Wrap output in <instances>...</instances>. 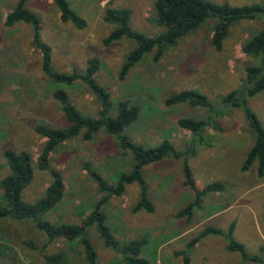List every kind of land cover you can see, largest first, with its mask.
I'll return each mask as SVG.
<instances>
[{
    "label": "rangeland",
    "instance_id": "obj_1",
    "mask_svg": "<svg viewBox=\"0 0 264 264\" xmlns=\"http://www.w3.org/2000/svg\"><path fill=\"white\" fill-rule=\"evenodd\" d=\"M16 0H0V178L7 173L2 156L6 148L29 153L32 178L20 192L25 202L39 199L50 175L35 166L44 138L32 130L34 123H47L56 128L66 126L58 103L51 96L50 80L39 67V54L30 44V25L21 21L7 27L4 16ZM72 11L83 20L80 28L61 21L54 4L49 0H26L25 6L39 21V40L49 49L50 66L57 73H81L86 60L95 57L98 69L95 82L108 93L111 103L108 115H115L118 100H128L138 106L136 118L126 127L130 142L152 147L167 140L174 149L190 146V133L180 128V117L206 119L219 130L207 125L195 154L186 157L194 185L203 188L219 182L220 191L206 192L198 208L191 209L189 219L176 217L177 211L190 201L193 193L182 184L180 160L165 158L142 168L153 212L131 211L137 198L135 184L127 185L120 196L111 197L103 206L104 222L118 242L145 239L140 256L151 264H182L176 251L184 250L191 237L205 226L224 232L232 225L231 236L243 244L248 254L259 255L264 244V172L258 177L254 163L240 172L239 167L249 149L253 133L243 111L223 106L220 98L230 90L242 89L244 68L257 64L258 58L245 55L240 45L261 27L260 20L239 19L230 24L215 50L209 43L213 19L163 48L161 56L152 60L153 51L143 54L123 79L117 72L135 44L119 38L107 45L102 39L114 28L102 19L105 7L127 8L130 29L145 36L163 30L154 23L153 0H66ZM231 5L259 3L262 0H209ZM74 108L81 114L95 117L100 104L86 85L79 80L70 85L59 84ZM193 89L206 96L211 110L200 106L175 103L165 105L169 95ZM264 130V89L247 99ZM51 168L60 171L63 196L43 217L51 222L79 223L90 212V205L99 194L83 164L112 181L115 172L128 170L131 161L128 150L118 148L114 138L100 129L91 140L78 134L56 146L48 155ZM0 203L3 197L0 189ZM221 208L215 215L212 211ZM225 210V211H224ZM208 213V214H207ZM97 255L98 264H119V255L106 247L93 225L87 230ZM30 243V245L28 244ZM0 264H47L44 256L58 250L65 252L63 264H81L79 245L62 239L46 242L44 235L30 220L0 222ZM187 264H238L240 255L229 251L217 235H206L187 249ZM245 264H258L247 261Z\"/></svg>",
    "mask_w": 264,
    "mask_h": 264
},
{
    "label": "trees",
    "instance_id": "obj_2",
    "mask_svg": "<svg viewBox=\"0 0 264 264\" xmlns=\"http://www.w3.org/2000/svg\"><path fill=\"white\" fill-rule=\"evenodd\" d=\"M58 11L61 21H69L75 27L80 28L83 20L72 11L66 0H49ZM26 0H16L14 5L6 12L3 20L4 26H11L21 21L30 25V44L38 51L39 67L42 74L51 82V96L58 103L66 126L53 127L47 123H34L32 130L38 136L44 138L35 166L39 170H46L50 175V182L46 186L42 196L34 202H25L21 199L20 192L32 178L33 165L29 153L25 150L14 151L6 148L2 152L7 173L0 178V189L3 204L0 203V222L5 219L13 221L30 220L45 237L46 242L62 239L67 243L80 246L78 252L81 255V264H98L97 255L90 242L87 230L94 226L102 243L114 250L119 255V264H151L146 258L141 257L140 250L145 244V239H133L127 242H118L104 222L102 206L113 196H120L126 190L127 185L135 184L137 198L131 206V211L153 212V204L149 197L147 185L142 173V168L149 163L157 162L165 158L180 160L182 184L193 193L192 201L188 202L183 209L176 212V217L189 219L191 209L198 208L200 198L211 191H220L222 186L219 182L206 184L200 190L194 185L192 173L186 157L195 154L196 145L203 140L204 128L209 124L219 130L207 116L206 119H194L180 117L176 124L190 133V146L183 150H176L165 139L155 146L143 147L130 142L125 129L136 118L138 106L130 104L128 100H118L115 104V115H108L110 101L108 93L98 85L93 74L98 69V61L95 57L86 60V65L81 73H57L50 66V49L39 40V21L35 14L25 6ZM130 11L127 8L105 7L102 15L103 21L114 25V28L102 39L104 45L125 38L133 41L135 46L125 55L117 72L118 79H123L133 64L145 53L153 51L152 60H157L163 48L174 44L179 38L195 30L205 20L212 18L213 25L209 38L210 45L215 49L221 48V42L226 35L230 24L239 19L260 20L261 27L248 37L240 45V51L245 55L258 58L257 64L247 65L245 71V83L242 89L230 90L220 98L223 106L237 107L242 109L247 125L253 133L252 143L246 151L240 164L239 171H246L253 163L258 177L264 172V130L253 112L247 107V99L264 89V0L259 3L231 5L226 2L213 3L209 0H153L154 23L163 30L153 36H145L130 29L128 25ZM79 80L84 83L89 91L95 96L100 104V109L95 117H89L78 112L70 103L66 92L58 87L59 84L70 85ZM185 102L190 106H200L211 110V105L206 96L193 89L180 90L165 98L164 104L171 105ZM102 129L112 136L121 151L128 150L131 161L129 169L115 172L112 181L104 179L97 171L89 168L84 163L90 179L96 186L99 194L96 201L90 205V212L81 218L79 223L51 222L43 217L45 212L53 209L63 196V182L59 170L51 168L48 163L49 153L64 141L80 134L81 139L88 141ZM232 225L222 232L214 226H205L186 243L184 250L176 251L181 256L182 264H187V249L196 241L206 235H217L225 241V247L229 251H235L240 255V262L247 261L264 264V244L259 245V255L248 254L242 243L234 240L231 236ZM30 245V243L28 242ZM2 245L0 244V257ZM65 252L58 250L54 254L44 256L47 264H63Z\"/></svg>",
    "mask_w": 264,
    "mask_h": 264
},
{
    "label": "crops",
    "instance_id": "obj_3",
    "mask_svg": "<svg viewBox=\"0 0 264 264\" xmlns=\"http://www.w3.org/2000/svg\"><path fill=\"white\" fill-rule=\"evenodd\" d=\"M221 208H219V207H216L213 211H212V213H215V215H217L221 210H220ZM220 210V211H219ZM225 211V210H224ZM208 214V213H207ZM245 264V263H244Z\"/></svg>",
    "mask_w": 264,
    "mask_h": 264
}]
</instances>
